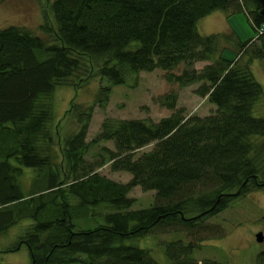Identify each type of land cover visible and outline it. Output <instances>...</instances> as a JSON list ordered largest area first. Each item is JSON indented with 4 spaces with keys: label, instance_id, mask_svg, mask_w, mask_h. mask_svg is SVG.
<instances>
[{
    "label": "trees",
    "instance_id": "16d2710c",
    "mask_svg": "<svg viewBox=\"0 0 264 264\" xmlns=\"http://www.w3.org/2000/svg\"><path fill=\"white\" fill-rule=\"evenodd\" d=\"M259 9L258 0H51L42 34L0 27V233L30 219L6 251L24 243L31 264H161L126 240L174 224L190 231L225 209L238 188L241 194L250 184L264 183V116L251 113L264 95L249 66L251 56L264 58V32L255 36L264 21ZM214 10L243 13L254 36L200 35L196 21ZM196 61L210 63L195 69ZM179 64L180 72H172ZM154 69L169 83H198L195 93L214 112L184 116L171 92L161 102L171 110L167 116L104 118L89 141L92 105L81 110L71 101L54 124L57 87L78 88L95 73L107 83L95 97L104 106L110 86L133 83L138 72ZM70 112L79 125L63 134L58 123ZM98 141L113 147L101 146L98 160L86 161L89 146ZM147 145L149 150L136 154ZM107 163L112 171L129 173V180L117 182L96 171ZM24 168L34 175L28 194L19 180ZM135 186L153 190L160 202L130 209L127 193ZM99 205L115 210L93 228H73L76 217H88ZM202 239L198 234L196 241ZM192 250V242L180 239L163 245L167 264H218L198 263ZM70 253L86 260L67 257ZM255 264H264V250Z\"/></svg>",
    "mask_w": 264,
    "mask_h": 264
},
{
    "label": "rangeland",
    "instance_id": "374dc122",
    "mask_svg": "<svg viewBox=\"0 0 264 264\" xmlns=\"http://www.w3.org/2000/svg\"><path fill=\"white\" fill-rule=\"evenodd\" d=\"M50 1L0 0V27L17 25L27 28L35 34H42L39 26L43 20L42 18H46L44 10ZM240 28L243 29V37L254 36L253 29L243 13H234L226 16L222 10H214L196 21V29L200 35L217 32L229 34L233 38H240ZM221 45L223 47H231L227 42H223ZM251 47L254 49L260 47V42L255 38ZM225 54L227 55L228 53ZM228 55L230 56L231 54L229 53ZM249 61L252 75L261 85L264 95V58L251 56ZM208 63L210 62L196 61L193 63V67L201 69ZM182 68L183 65L179 64L172 72L179 73ZM163 73L160 69H154L149 72L141 71L137 73L133 83L128 81L127 84L110 86L104 106H100L95 97L98 87L106 86L107 83L105 80L98 78L95 73L92 77L86 79L87 81L84 80V83L78 88L74 89L66 85L59 86L52 94L54 124L55 119L65 113L64 110L68 108L71 101L78 105L81 110L92 105L91 117L85 135V141H89L99 131L100 123L104 118H134L157 121L161 117L167 116L171 113V110L161 102L163 96L171 92L176 96L175 108H182L184 116L196 115L202 117L214 112L215 107L205 97H200L195 93L198 83L179 86L176 83L165 81ZM251 113L254 116H264L263 96L253 105ZM58 124L63 134L75 131L79 125L73 112H70ZM101 146L113 147L111 141H98L89 146L84 159L86 161L98 160L96 154L100 152ZM150 148L151 145H147L136 154L147 151ZM96 171L111 180L121 183L127 182L130 178V174L125 171L110 170L108 163L96 168ZM33 177V171L29 170V168L23 169L19 180L24 189V194L30 193L31 188L29 187ZM127 196L133 199L130 209L144 208L160 202V200L157 201L155 199L153 190L143 191L139 186L132 187L128 191ZM114 210L106 205L96 206L88 211V217H76L72 222L73 228L75 230L93 228L102 223L103 214ZM263 216L264 183L260 186L250 184L246 191L233 197L225 209L214 215L207 216L201 222L196 223L195 227L190 231L187 227L174 224L171 227H156L144 237L126 241L140 248L147 249L150 257L161 264H167L163 253V245L177 239H180L183 244L187 242L193 243L191 257L198 263L204 259H210L218 264H255L257 253L264 250ZM29 223V218L19 219L0 233V264H31L28 250L24 243L19 244L16 250L6 251V249L19 241V237L26 231ZM195 229H198L199 233H194ZM259 232L262 234V240L258 242L255 240V234ZM198 234L203 238L199 243L196 241ZM42 237L40 236V238ZM67 257L86 260L85 256L77 253H70Z\"/></svg>",
    "mask_w": 264,
    "mask_h": 264
},
{
    "label": "water",
    "instance_id": "95a60500",
    "mask_svg": "<svg viewBox=\"0 0 264 264\" xmlns=\"http://www.w3.org/2000/svg\"><path fill=\"white\" fill-rule=\"evenodd\" d=\"M258 2L260 5L259 12L262 15V17L264 18V0H258ZM243 183H245V181ZM239 191H240V188H238V190H236L235 192L231 193V195L235 196L239 193ZM255 240L258 242L262 240V234L260 232L255 234Z\"/></svg>",
    "mask_w": 264,
    "mask_h": 264
},
{
    "label": "built area",
    "instance_id": "2783aa9c",
    "mask_svg": "<svg viewBox=\"0 0 264 264\" xmlns=\"http://www.w3.org/2000/svg\"><path fill=\"white\" fill-rule=\"evenodd\" d=\"M264 32V22L261 23L257 28H256V33L257 35L262 34Z\"/></svg>",
    "mask_w": 264,
    "mask_h": 264
},
{
    "label": "crops",
    "instance_id": "0c3cea01",
    "mask_svg": "<svg viewBox=\"0 0 264 264\" xmlns=\"http://www.w3.org/2000/svg\"><path fill=\"white\" fill-rule=\"evenodd\" d=\"M220 31H222V30H220ZM242 32H243V29L240 28V35L243 37V33H242ZM214 33H216V32H214ZM206 35H207V34H206ZM241 36H240L241 39H245V38H247V37H243V38H242Z\"/></svg>",
    "mask_w": 264,
    "mask_h": 264
}]
</instances>
